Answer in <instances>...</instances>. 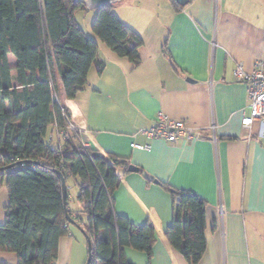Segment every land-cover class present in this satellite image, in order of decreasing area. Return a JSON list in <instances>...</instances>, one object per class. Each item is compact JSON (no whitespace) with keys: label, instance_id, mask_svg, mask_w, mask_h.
I'll list each match as a JSON object with an SVG mask.
<instances>
[{"label":"crops","instance_id":"1","mask_svg":"<svg viewBox=\"0 0 264 264\" xmlns=\"http://www.w3.org/2000/svg\"><path fill=\"white\" fill-rule=\"evenodd\" d=\"M126 7L133 11L115 13L143 39L139 65L83 29L97 41L104 67L91 66L74 98L58 71L57 79L61 105L82 139L110 163L116 157L138 167H116L113 207L136 226L151 222L156 241L151 256L127 247V261L188 264L167 237L173 220L168 184L207 201V247L197 264H264V134L258 123L243 127L247 86L234 75L239 66L249 72L264 62V0H189L180 10L170 0H136ZM9 61L14 66L15 56ZM159 111L186 120L204 137L149 138L140 130L152 126ZM68 209L77 225L70 223L60 238L55 264H86L88 239L76 215L85 221L87 214L70 203Z\"/></svg>","mask_w":264,"mask_h":264},{"label":"trees","instance_id":"2","mask_svg":"<svg viewBox=\"0 0 264 264\" xmlns=\"http://www.w3.org/2000/svg\"><path fill=\"white\" fill-rule=\"evenodd\" d=\"M170 1L176 10L184 7ZM113 6L97 9L92 29L136 67L143 39ZM78 9L86 8L73 0H0V179L6 177L9 195L0 249L14 251L18 264H55L59 240L69 232L58 171L77 179L80 212L87 218L76 216L92 242L90 264H129L127 247L151 256L156 241L151 222L136 226L114 210L116 167L128 171L129 163L116 157L110 163L97 149L83 146L68 128L70 113L55 99L57 71L74 98L88 83L91 66L105 65L97 41L76 19ZM163 185L173 197L169 242L188 264H197L207 247V201L194 191Z\"/></svg>","mask_w":264,"mask_h":264},{"label":"built area","instance_id":"3","mask_svg":"<svg viewBox=\"0 0 264 264\" xmlns=\"http://www.w3.org/2000/svg\"><path fill=\"white\" fill-rule=\"evenodd\" d=\"M237 80L243 81L247 86V100L250 109L249 113H244L242 117V125L245 128H251L258 123L261 126V133L264 134V62L260 61L255 64L252 71H245L240 66L234 71ZM68 126L77 136L81 144L85 147H91L87 141L82 139L81 131L68 119ZM142 133L149 138H163L170 142L179 140L191 141L203 138L204 135L200 130L189 126L184 119L171 118L162 111L157 113L155 123L148 128H141ZM131 146L138 149L151 148L149 143L142 144L132 142Z\"/></svg>","mask_w":264,"mask_h":264},{"label":"rangeland","instance_id":"4","mask_svg":"<svg viewBox=\"0 0 264 264\" xmlns=\"http://www.w3.org/2000/svg\"><path fill=\"white\" fill-rule=\"evenodd\" d=\"M133 1H136V0H122L121 2L116 3V5L112 7L113 11L117 12L119 15L124 16L126 15L124 14V11L129 10V12L127 11V13H130L131 11H133L126 7V4L132 3ZM123 6H125V8H123ZM96 14H97L96 9H91V10L90 9H78L76 11V18L79 24L83 27V29L85 30L87 34H90V33H93V35L95 34L94 31H92V23L94 21ZM55 99L58 100L59 103H61V95L59 91L55 92ZM62 108L66 109L63 106ZM70 120L72 121V119ZM69 130H72V129L69 128ZM79 130L80 129H78L77 132ZM66 183H67L68 203H70L72 208L80 209L81 204L77 198L78 193H79V185H78L77 179L72 175H68ZM8 202H9L8 187L6 183V177H4L0 179V223H3L5 220V206L8 204ZM80 213L83 214L82 212ZM0 260L4 261L6 264H18L17 254L14 251L7 250V249H3V250L0 249Z\"/></svg>","mask_w":264,"mask_h":264},{"label":"water","instance_id":"5","mask_svg":"<svg viewBox=\"0 0 264 264\" xmlns=\"http://www.w3.org/2000/svg\"><path fill=\"white\" fill-rule=\"evenodd\" d=\"M74 3H83L86 9H100L103 7H110L113 6L114 4L121 2L122 0H73ZM179 4L181 5H186L189 0H176ZM128 169L130 171H137L138 167L134 164H130ZM58 173L61 176L62 180V189H63V196H64V203L66 207V219L69 223H73L77 225V220L71 215L68 209V199H67V183H66V178L65 176L58 171ZM145 176L149 177V174L145 173ZM80 226V225H78ZM81 227V226H80ZM93 246L91 240L88 238V258L86 261V264H90L92 257H93Z\"/></svg>","mask_w":264,"mask_h":264}]
</instances>
